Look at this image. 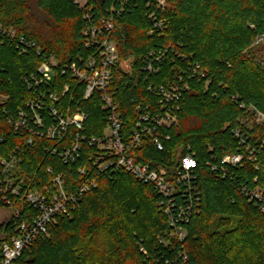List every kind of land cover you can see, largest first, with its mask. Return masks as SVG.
I'll return each instance as SVG.
<instances>
[{"label": "trees", "instance_id": "1", "mask_svg": "<svg viewBox=\"0 0 264 264\" xmlns=\"http://www.w3.org/2000/svg\"><path fill=\"white\" fill-rule=\"evenodd\" d=\"M85 1L80 8L72 0H0V27L15 31L13 38L0 32V94L7 96L0 106V157L20 159L11 174L13 182L52 190V178L60 174L70 193L85 179L96 180L80 196L79 205L68 215H58L47 234L37 235L12 264H161L172 254V245L175 254H187V264H264V212L242 190L264 189V122L255 121L248 110L253 106L264 115V62L253 56L264 41V0H164L160 8L153 1L147 5V0ZM112 5L119 12L102 37L117 46L109 90L123 135L129 136L141 113L159 111L149 83L168 85L178 82V75L188 83L178 102L177 122L163 130L170 136L163 149L144 135L140 145L127 150L136 162L164 166L168 175L175 173L188 148L194 152L201 198L181 242L172 237L171 243L159 241L169 238L171 228L160 209L162 196L151 183L122 168L111 176L93 172L88 156L95 148L87 144L78 159L63 162L51 148L60 149L67 140L36 135L29 119L27 127L15 129L18 111L36 97L22 77L52 56L57 62L54 80L40 89L57 92L54 104L62 112L84 111L83 132L102 133L107 118L100 94L84 98L83 86L60 69L77 56L95 54L94 47L85 46L84 30L98 24ZM260 35L262 40L256 42ZM18 36L34 45L21 51ZM151 50L164 52L155 74L142 69V59ZM121 60H129L130 72L119 66ZM196 64L194 73L188 66ZM65 83L69 88L61 94ZM235 129L246 143L233 136ZM230 153L243 155L240 165L226 164L225 173L212 167ZM83 166L86 174L79 172ZM11 199L19 211L17 221H32L37 215L23 197ZM176 199L182 203L181 195ZM0 207L8 205L0 199ZM13 221L10 216L2 224L0 245L16 232Z\"/></svg>", "mask_w": 264, "mask_h": 264}, {"label": "built area", "instance_id": "2", "mask_svg": "<svg viewBox=\"0 0 264 264\" xmlns=\"http://www.w3.org/2000/svg\"><path fill=\"white\" fill-rule=\"evenodd\" d=\"M80 8L85 7V0H72ZM153 4L156 8L164 7V0H147V5ZM109 14L102 16L99 23L89 25L84 34L86 38V47H94L95 54L87 57L77 56L67 64H63L61 73L68 72L72 78L83 86V97H89L92 93L98 92L102 101V109L106 113L107 124L102 133L86 134L83 132L84 122L87 117L82 110H67L65 113L55 106L59 100V95L49 88L40 89L41 85L48 84L54 80L57 62L50 56L39 64L36 72L26 73L23 81L35 93V98L26 103L27 109L18 111V118L14 121L15 129L19 125L27 127L28 119L33 122L34 127L30 129L36 135L45 136L49 139H64L67 143L62 148H51V153H58L63 162H73L81 156L82 145L95 148V153L88 156L92 171L105 173L108 176L116 169H125L129 171L136 179L149 182L155 190L162 196L160 200V209L167 215L168 224L171 228L169 238H159V241L171 243V237L175 242H181L187 234L185 224L189 221L194 210H198L200 204V190L196 183V174L194 167L196 165L194 152L189 151L181 158L179 166L173 175H168L164 166L152 167L148 163L136 162L134 158L127 153L131 146L140 145L143 136L149 135L151 141L159 150L163 149V141L168 140L170 136L163 130L177 122V110L182 90L188 87V83L183 81L182 75H178V82H172L168 85L149 83L147 88L157 98L159 111L145 112L139 115L135 128L132 129L129 136L125 137L121 130L122 123L116 111V104L112 99L109 90L112 83V68L117 61L118 52L114 40L102 37L103 32L109 31L113 26V14L119 10L115 6L109 8ZM153 13H150L151 16ZM85 16L89 13L85 11ZM0 32L13 38L15 31L12 28L0 27ZM100 36V38H99ZM262 35L256 38V42L262 40ZM17 48L26 52L34 42L18 36ZM164 52L149 51L142 59V69L147 74H155L160 69V64ZM123 65H126L124 67ZM119 66L126 72L131 71L129 60H121ZM192 71L199 69L196 64ZM203 76L204 72L200 71ZM190 78V76H189ZM69 88L65 83L61 90L64 94ZM7 96L0 94V106ZM49 100L47 102L45 100ZM1 109V108H0ZM43 110L45 112H43ZM248 110L253 113L255 121L264 122V115L249 106ZM1 113V111H0ZM13 120L10 118L9 120ZM33 128V129H32ZM233 136L239 139L241 144L246 143L244 135L239 129L233 130ZM28 142H32L29 137ZM246 149L252 153L250 145ZM243 155L241 153L225 154L220 158V165L212 164L213 168L219 169L225 173L226 164L237 167L241 164ZM20 161L15 155L10 154L8 157H0V199L8 205L7 210L10 216L14 217L13 230L7 240L1 242L0 264H12L13 261L21 254L22 250L28 247L33 239L39 234H47V227L50 223L56 221V217L61 214L68 215L71 210L79 205L80 196L96 185L95 177L87 178L82 181L74 191L67 193L64 187V181L60 174L52 178V190L46 185L43 190L37 188H22L21 185L14 183L11 174L15 165ZM86 167H80L79 172L86 174ZM242 190L254 201L259 209L264 212V189L254 187L248 189L243 187ZM178 195L182 196V203L176 199ZM21 196L32 207L36 208L38 213L32 221L26 219L17 221L18 209L13 206L11 197ZM3 236V235H2ZM174 244V242H173ZM174 245L170 246L172 254L165 257L161 264H187V254L184 251L174 253Z\"/></svg>", "mask_w": 264, "mask_h": 264}, {"label": "rangeland", "instance_id": "3", "mask_svg": "<svg viewBox=\"0 0 264 264\" xmlns=\"http://www.w3.org/2000/svg\"><path fill=\"white\" fill-rule=\"evenodd\" d=\"M253 56L258 62H264V41L254 49ZM126 67V65H123ZM264 67V64H263ZM10 211L6 208L0 207V238L2 237V224L8 219Z\"/></svg>", "mask_w": 264, "mask_h": 264}]
</instances>
